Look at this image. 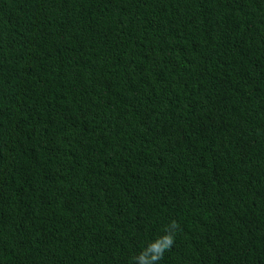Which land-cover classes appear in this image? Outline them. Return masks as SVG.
<instances>
[{
  "label": "trees",
  "instance_id": "16d2710c",
  "mask_svg": "<svg viewBox=\"0 0 264 264\" xmlns=\"http://www.w3.org/2000/svg\"><path fill=\"white\" fill-rule=\"evenodd\" d=\"M0 264H264V0H0Z\"/></svg>",
  "mask_w": 264,
  "mask_h": 264
}]
</instances>
